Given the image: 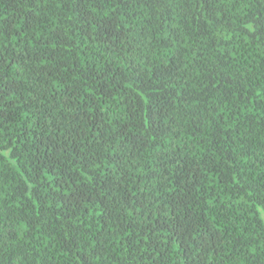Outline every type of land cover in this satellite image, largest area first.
Masks as SVG:
<instances>
[{
	"label": "trees",
	"instance_id": "obj_1",
	"mask_svg": "<svg viewBox=\"0 0 264 264\" xmlns=\"http://www.w3.org/2000/svg\"><path fill=\"white\" fill-rule=\"evenodd\" d=\"M264 0H0V264H264Z\"/></svg>",
	"mask_w": 264,
	"mask_h": 264
},
{
	"label": "rangeland",
	"instance_id": "obj_2",
	"mask_svg": "<svg viewBox=\"0 0 264 264\" xmlns=\"http://www.w3.org/2000/svg\"><path fill=\"white\" fill-rule=\"evenodd\" d=\"M262 217L264 218V215Z\"/></svg>",
	"mask_w": 264,
	"mask_h": 264
}]
</instances>
